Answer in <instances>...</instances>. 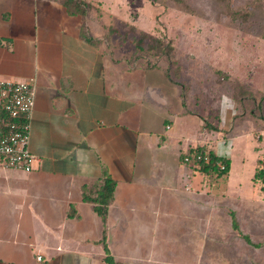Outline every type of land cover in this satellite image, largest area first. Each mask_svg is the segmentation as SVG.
Wrapping results in <instances>:
<instances>
[{
    "label": "crops",
    "instance_id": "obj_1",
    "mask_svg": "<svg viewBox=\"0 0 264 264\" xmlns=\"http://www.w3.org/2000/svg\"><path fill=\"white\" fill-rule=\"evenodd\" d=\"M90 5L83 14L62 0H0V79L33 83L36 156L29 170L0 162V264H107L102 221L81 195L104 170L116 183L106 238L115 264H264L257 186L241 194L231 162L218 179L181 163L189 147L210 146L207 117L186 132L183 82L130 65Z\"/></svg>",
    "mask_w": 264,
    "mask_h": 264
},
{
    "label": "rangeland",
    "instance_id": "obj_2",
    "mask_svg": "<svg viewBox=\"0 0 264 264\" xmlns=\"http://www.w3.org/2000/svg\"><path fill=\"white\" fill-rule=\"evenodd\" d=\"M83 1L93 3L91 9L102 14L98 22L107 29V38H123L130 65L141 68L147 60L155 62L156 68L169 67L171 79L183 82L186 90L182 93L191 112L184 118L186 132L196 130L199 115L210 118L216 128L204 131V138L230 159L231 184H242L241 194L249 195L256 160L262 156L264 162V0H102L106 6L99 7L100 11L95 6L100 1ZM94 23L90 21L91 27ZM142 33L147 37L139 50L135 44ZM150 36L171 41V64L149 50ZM153 74L158 78L160 71ZM238 87L253 96L246 106L233 98ZM195 178L202 177L194 172ZM223 183L216 184L214 194ZM254 193L264 197L256 189ZM253 222L257 226L253 237L263 240L264 208Z\"/></svg>",
    "mask_w": 264,
    "mask_h": 264
},
{
    "label": "trees",
    "instance_id": "obj_3",
    "mask_svg": "<svg viewBox=\"0 0 264 264\" xmlns=\"http://www.w3.org/2000/svg\"><path fill=\"white\" fill-rule=\"evenodd\" d=\"M63 4L67 6L70 10L77 12L85 13L87 9L90 8V4L83 0H62ZM86 29V26H85ZM147 37L146 33H142V36L136 41V48L143 50V38ZM149 50H155L160 53L161 56H164L168 64L173 62L171 56L174 51V47L171 41L163 42L161 38L150 36V43L148 44ZM147 67H155L157 64L147 60ZM169 68V67H168ZM167 68V74L170 75L169 69ZM173 81H177L173 79ZM183 84V83H182ZM184 87V85H183ZM234 100L246 106V104L253 101L252 94L244 89L243 87H238L237 92L233 95ZM250 101V102H248ZM257 112L254 110L255 115ZM263 118V117H262ZM203 128L205 131H210L216 128L215 124L209 122L208 118H205ZM197 156H200V159H197ZM185 157L188 158V161H185ZM206 157L207 160L203 158ZM180 161L182 164L191 167L192 169L200 172L208 178H222L228 174L230 169V159L223 155L218 154L212 147L207 144L196 145L194 147H189L186 151L180 154ZM223 163L225 169L220 170L219 164ZM253 183L257 186V189L260 193H264V162L259 158L257 160V165L255 167L254 175L252 178ZM115 180L107 173L103 171L100 178L94 180L88 185L82 187V199L85 202H88L92 205L93 211L99 216L103 224V232L101 243L103 244L105 256L104 261L107 264H115L114 257L112 256L107 243V212L109 205L111 204L114 191H115ZM76 214L73 204L70 205L69 217H74ZM233 227L236 230H239L238 224L233 216ZM248 242L250 240L248 237L244 236Z\"/></svg>",
    "mask_w": 264,
    "mask_h": 264
},
{
    "label": "built area",
    "instance_id": "obj_4",
    "mask_svg": "<svg viewBox=\"0 0 264 264\" xmlns=\"http://www.w3.org/2000/svg\"><path fill=\"white\" fill-rule=\"evenodd\" d=\"M34 103L32 81L0 79V162L5 167L29 170L36 160L29 149V119ZM219 169H225V165L220 163Z\"/></svg>",
    "mask_w": 264,
    "mask_h": 264
}]
</instances>
